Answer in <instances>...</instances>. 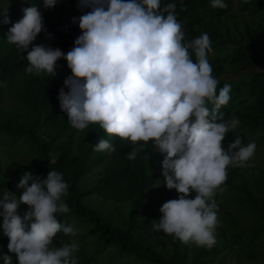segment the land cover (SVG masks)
I'll list each match as a JSON object with an SVG mask.
<instances>
[{"label": "clouds", "instance_id": "obj_1", "mask_svg": "<svg viewBox=\"0 0 264 264\" xmlns=\"http://www.w3.org/2000/svg\"><path fill=\"white\" fill-rule=\"evenodd\" d=\"M56 3L43 0L42 7L50 9ZM77 7L88 11L73 17V23L78 19L80 35L67 54L33 44L44 30L36 6L22 9V19L12 23L5 40L27 53L28 74L54 75L56 62L66 61L71 76L57 98L72 128L82 131L98 124L107 135L129 141L134 146L127 154L130 161L151 142L163 156V185L178 194L162 204L160 218L152 221L153 230L212 247L218 225L212 197L226 181L228 166H243L253 157L256 144L244 145L236 138L227 149L222 147L226 134L240 121L225 120L220 112L230 100L231 84L224 82L217 94L220 81L207 59L212 51L209 35L186 40L175 3L161 8L160 0H78ZM211 7L227 5L211 0ZM0 16V23H11L7 7ZM138 142L143 143L136 146ZM93 150L111 153L115 148L101 138ZM68 187L55 170L43 179L25 172L16 185L22 190L19 196L7 189L0 194L2 229L8 253L15 255L17 264H77L76 241L59 247L52 243L57 233L76 235L72 226L57 219L70 211L62 200ZM192 191L195 198L189 199ZM21 204L28 206L23 215ZM0 257L3 264H13L11 255L0 253Z\"/></svg>", "mask_w": 264, "mask_h": 264}, {"label": "trees", "instance_id": "obj_2", "mask_svg": "<svg viewBox=\"0 0 264 264\" xmlns=\"http://www.w3.org/2000/svg\"><path fill=\"white\" fill-rule=\"evenodd\" d=\"M77 2L68 1L64 6L62 2L56 3L51 10L48 9L50 12L42 7L43 0H14L0 5V11L7 7L11 21L9 24L0 23V147L4 145L10 149L14 145H22L32 158L27 162L21 157L8 159L12 166L5 172L0 170V188L16 187L25 172L40 179L46 178L48 171L61 173L69 185L68 195L62 200L70 211L59 214L57 219L64 226L73 222L71 226L74 229L80 224L85 225L82 232H76L78 250L74 257L77 264L100 260L107 247H110V252L105 261L118 257L128 259L125 261L140 260L144 264H185L187 260L189 264H205L231 243L243 246L254 244L258 237L264 235V191L261 195L257 194L252 184L242 175H237L230 165L223 183L222 202H216L215 196L212 199L217 205V213L224 203L231 204L236 211L249 213V224L241 225L234 213L222 209V219L217 214L216 242L212 247L193 244L188 254L185 242L167 235L169 249L165 244L161 250L153 248L159 244L156 238L164 233L148 227L150 218L158 220L162 204L178 197L175 190L166 189L163 181L153 193H148L161 173L163 156L148 142L144 151L130 161L127 154L134 146L129 141L107 135L98 124H90L82 131L72 128L57 98L59 90L64 87V80L71 76L66 61L61 58L56 62L54 75L49 76L45 72L28 74L24 71L27 53L20 52L16 45L5 40L12 23L22 19V9L36 6L45 16L44 30L33 44L59 48L67 54L80 35L78 19L73 23V17L78 18L88 11L79 9ZM222 2L227 7L213 8L211 0H160L161 8L168 3L176 4L175 15L186 40L205 32L209 35L212 51L207 54V59L211 53L218 52L219 57L208 60L213 69L212 75L220 81L217 94L224 82L231 84L230 100L220 112L225 119L236 117L240 121L233 131L226 134L222 147H227L236 138L241 139L244 145L255 142L258 146L264 143V69L259 70V67H264V23L245 24L238 34L240 39L229 38L234 42L227 50V46L217 39V27L226 29L225 25L220 22L215 27L217 20L229 9L230 0ZM244 2L241 8H247L248 14L260 11L259 15L264 17L263 4L256 6L255 1ZM0 19L3 17L0 16ZM192 58L195 60L194 53ZM223 73L225 78L220 76ZM64 90L68 91L67 88ZM4 94L12 99V104L6 106L3 103ZM101 138L107 139L115 151H94ZM124 180L132 183L124 188L121 185ZM195 195L192 191L188 198L193 199ZM97 196H109L119 202L124 200V204L106 211L103 204L88 202ZM27 208L19 209V213L23 215ZM2 223L0 217V253L11 255L13 264H17L15 255L8 253V238L3 233ZM145 231L149 235L141 234ZM52 243L59 247L71 242L60 239L58 244ZM0 264H3L2 257Z\"/></svg>", "mask_w": 264, "mask_h": 264}, {"label": "rangeland", "instance_id": "obj_3", "mask_svg": "<svg viewBox=\"0 0 264 264\" xmlns=\"http://www.w3.org/2000/svg\"><path fill=\"white\" fill-rule=\"evenodd\" d=\"M10 1H14V0H0V5L1 6L5 5ZM68 1L73 2L76 0H59L57 4L62 2L61 4L64 6L67 4ZM245 1H255L256 6L262 5V4L264 5V0H262V2L258 0H245ZM244 3H245L244 0H230L228 11L225 13V15L220 17L219 19L220 21L217 20L215 24V27H216L220 22H222L226 27V29H220V28L218 29L217 27V31H218L217 39L218 41L221 40V42H223L224 45L227 46V50H229L232 42H234V40L230 41L229 38L231 39L237 38V40L240 39L238 37V34H240L243 31V26L245 24L249 23V25H253L258 22L264 23V17H262V15H259L260 11L255 12L253 15L248 14L247 8H243V9L241 8V6ZM47 10L44 11V13L47 12ZM41 15L44 20L45 16L43 15V13ZM217 57H219L218 52H213L209 56L208 60L213 61ZM260 69L263 70L264 67L261 66L259 67V70ZM220 76L225 78L226 74L223 73ZM4 96H5V100L3 101V103L6 106H8L9 104H12L13 102L12 99L5 94ZM224 148L227 149V147H224ZM16 157H21L22 160H24L25 162L29 160L31 161L32 159L25 152V149L22 145L17 144V145H14L13 148H10V149H7L6 146L4 145L1 146L0 147V170L2 172H5L10 166H12V164L8 162V159L16 158ZM234 169L237 175L238 174L242 175L248 181L249 184H252L255 192L261 195L264 191V143L256 146L255 153L250 160H248L243 166L234 167ZM91 173H93V171H91ZM227 173H228V168H227ZM162 181H163V177L160 173L158 176V179L155 182H153V184L149 187L148 193H153ZM131 183L132 182L130 180H124L122 181L121 185H123L124 188H126V186L130 185ZM0 189L2 190L1 191V194H2L4 189L3 188H0ZM5 189H7L9 192L17 196H19L22 191V190H18L13 185H10L9 187H6ZM127 191L129 192V190ZM222 191H223V184L220 186V188L215 190L214 196H215L216 202H219V203L222 202V198H223L221 194ZM123 201L122 202L115 201L109 196H106L105 198H101L100 196H97V197H94L88 200V202L92 204L93 203L103 204V207H104L103 209H105L106 211L114 207L123 205L124 204ZM231 206H232L231 204L227 205L226 203H224V205L222 206V209L230 211L232 214L234 213L236 215L237 220L239 221L241 225L243 226L248 225L251 220L250 214L247 212H243L241 210L236 211V209L231 208ZM25 207H27V205L21 204L19 209L23 210L25 209ZM121 209H124V208H122L121 206ZM222 209L217 213L220 219H222V216H223ZM150 221L151 223L149 224L148 227L152 226L153 220L151 218H150ZM71 225H73V222L70 221L69 226ZM84 226L85 225H82V224L78 225L75 228L76 232H82V230L84 229ZM141 234H148V232L146 231L141 232ZM76 238H77V233L74 237L64 236L63 233H61L60 236H56L53 238V242L58 244L60 239H68L70 242H73L76 240ZM156 239L158 240L159 244L157 246L156 245L153 246L154 249L161 250L164 248L163 247L164 244L168 246V249H169L168 237L166 234H160V236H158ZM186 244L188 248L187 253L190 254L189 248L194 243L187 242ZM243 251H245L247 254L244 253ZM109 252H110V247H107L105 251L102 253L101 259L100 260L96 259V261L92 262L91 264H126L125 262H131L130 264H144L140 262V260L125 261L128 259H125V258L121 259L118 257H115L113 260L105 261ZM185 264H189V261L187 260ZM205 264H264V235H261L260 237H258L254 241V244L250 246H243L241 245V243L239 244L231 243V245L229 244L218 255H215L214 257H212L211 261Z\"/></svg>", "mask_w": 264, "mask_h": 264}]
</instances>
